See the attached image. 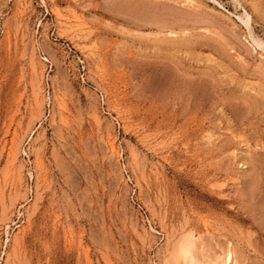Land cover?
Masks as SVG:
<instances>
[{"label": "rangeland", "instance_id": "1", "mask_svg": "<svg viewBox=\"0 0 264 264\" xmlns=\"http://www.w3.org/2000/svg\"><path fill=\"white\" fill-rule=\"evenodd\" d=\"M256 39L264 0H0V264H264Z\"/></svg>", "mask_w": 264, "mask_h": 264}, {"label": "bare ground", "instance_id": "2", "mask_svg": "<svg viewBox=\"0 0 264 264\" xmlns=\"http://www.w3.org/2000/svg\"><path fill=\"white\" fill-rule=\"evenodd\" d=\"M245 14V13H244ZM245 16V15H244ZM246 20L244 19V18H242L241 17V19H243L244 20V22L246 23V24H249V20H250V15L249 14H247L246 13ZM248 26V25H247ZM250 29H251V27H250ZM254 39H255V37H254ZM260 40V39H259ZM258 39H256V41L255 42H257L259 45H261L262 46V44L264 43V42H261V41H259ZM193 245V241H192V238H187V239H184L183 240V242L180 244V246H179V250H180V254L185 258L184 260L186 261V264H188L189 262L188 261H190V259H191V257H190V248H191V246ZM193 255V254H192ZM191 255V256H192ZM194 258V257H193Z\"/></svg>", "mask_w": 264, "mask_h": 264}, {"label": "built area", "instance_id": "3", "mask_svg": "<svg viewBox=\"0 0 264 264\" xmlns=\"http://www.w3.org/2000/svg\"><path fill=\"white\" fill-rule=\"evenodd\" d=\"M49 61V60H48ZM98 97H99V101H100V104H101V107H102V110L105 112V113H109L110 111L108 110V105H107V99H106V95L104 94L103 91L99 90L98 91ZM110 114V113H109ZM116 122L117 124L119 125V120L116 119ZM129 177V176H128ZM130 179V177H129ZM132 181V179H130Z\"/></svg>", "mask_w": 264, "mask_h": 264}]
</instances>
